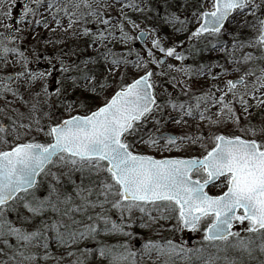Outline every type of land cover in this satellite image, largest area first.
Segmentation results:
<instances>
[{
	"label": "snow or ice",
	"instance_id": "1",
	"mask_svg": "<svg viewBox=\"0 0 264 264\" xmlns=\"http://www.w3.org/2000/svg\"><path fill=\"white\" fill-rule=\"evenodd\" d=\"M17 3L18 0H0V26L5 30L0 32V61L5 68L11 64L20 69L0 77V95L17 96L19 89L12 87L14 82L24 81L29 88L40 82L45 96H55L54 103L71 112L77 105L85 104L70 99L69 88L75 91L81 81H91L85 84V90L102 95L116 76L119 82L114 94L105 96L101 106L85 115H70L49 124L46 130L36 120V131L44 132L50 142L33 139L11 144L3 139L7 149L0 150V264H62L68 257H74L71 264H89L94 255L101 264H139L138 253L127 242L106 244L99 239L101 235L131 237L126 229L133 224H126L125 220L132 221L134 212L141 214L140 227L173 219L178 231H197L206 225L204 240L209 242L208 248L193 250L171 240L164 244L149 240L139 253L141 259H151L154 253L158 259L166 258L163 264H171L174 255L182 254L188 264H218L221 260L223 264H244L243 254L255 258V241L241 239L232 228L234 222L245 221L246 231L257 235L261 241L259 252L264 254V111L260 113L261 123L254 124L250 119L252 108L264 110V0H198L191 19L186 14L181 18L174 11L167 13L164 23L176 32L186 31L195 21L198 27L191 31L189 43L207 39L205 47L210 44V50L222 53L225 60L224 64H200L196 69L168 64V71L163 70L167 61L157 60L152 49L147 50L148 60L138 51L135 60L128 59L131 48L126 54L112 50L116 43L146 41L154 34V29H142L128 15V10L141 15L145 9L152 11L150 0H26L18 18L12 12ZM111 10H117L119 16L112 17ZM65 19L67 26L63 24ZM125 22L133 30L139 29L138 35H131ZM53 23L55 28H51ZM90 24L96 26L95 31ZM41 26L52 32L63 29L65 34L88 37L90 45L98 46L95 55L79 63H66L59 56L54 63L52 56H45L50 68L32 69L33 60L16 41L23 42L26 32ZM224 36L230 39L224 40ZM151 43L167 57L188 59L176 46L165 47L158 35ZM188 51L193 52L194 48ZM32 53L38 61L40 53L35 48ZM101 61L107 71L97 75L95 68L89 66ZM150 64L161 67V71H153ZM129 65L142 74L125 82ZM57 66L60 78L54 92H50L48 78ZM213 67L219 68V73H213ZM173 70L188 77L210 75L213 81L233 73L237 76L224 79L223 87L213 83L208 91L191 100L181 101L169 94L161 102L154 77L170 75ZM171 82L173 88L184 83L176 76H171ZM213 108L217 111L213 112ZM185 117L207 121L208 135L201 131L198 135L177 137L160 131L169 122L186 123ZM227 123L234 126L233 133L213 131ZM20 127L30 130V126ZM0 132H5L2 125ZM205 140L211 141L210 150ZM137 144L157 151H183L185 144H199L206 154L157 159L135 151ZM52 167H70L81 174L82 182L75 186V195L58 187L59 174L51 172ZM48 175L52 181L44 187L43 194H38L43 187L38 177ZM210 185L226 190L210 195L206 191ZM113 210L119 213V220L112 218ZM229 237H235L236 242ZM85 241L95 242V247L80 248ZM53 243L57 249H66L67 255H54ZM213 248L215 251L210 250ZM229 249L240 251L241 258L229 257Z\"/></svg>",
	"mask_w": 264,
	"mask_h": 264
},
{
	"label": "rangeland",
	"instance_id": "2",
	"mask_svg": "<svg viewBox=\"0 0 264 264\" xmlns=\"http://www.w3.org/2000/svg\"><path fill=\"white\" fill-rule=\"evenodd\" d=\"M22 2H26V0H18V3L12 8L13 16L18 18V14L22 7ZM140 2V0H137ZM198 3V0H150V7L152 11H148L145 9V13L141 15L140 13L133 12L128 10V15L135 20L140 27L145 30H155L153 35L148 36L145 44H140L137 41L129 42L128 45H124L121 43H116L112 46V50L117 54H126L128 49L131 48L133 50L132 55L128 56V59L135 60V53L140 52L141 56L144 60H148L147 50L152 49L155 58L159 60L165 54L159 52L157 49L152 47V39L155 36H159L161 38L162 44L165 47H177V51L183 53L188 51L189 48H194L193 54L196 53L199 55L198 59L193 61H179L174 57H170L167 60V63L163 66L164 71H168L167 65L172 64L174 67L178 68L181 65L187 67L191 66L193 69L199 67L201 63H205L207 65H215L217 61L220 64H224V56L222 53L218 51L210 50V44L208 47H205V44L208 43V40L197 41L192 40L190 43L188 41V37L191 35V31H194L198 24L193 21L188 28L184 32H176L170 25L164 23L163 17L170 12H176L178 15H181V18L186 14L189 19H191V12L194 11V5ZM7 7V4L5 5ZM208 5H205L207 7ZM119 7V6H117ZM43 12L44 10L41 9ZM154 12V13H152ZM45 15H48L45 13ZM111 15L114 18L119 16L117 10H111ZM63 24L67 26V20L63 21ZM95 31V25H88ZM229 27V30H233L230 25H226ZM55 24H51V28H55ZM126 30L131 35H137L139 33V29L133 30L131 25L125 22ZM5 31L2 26H0V32ZM7 34V33H5ZM25 40L23 42L17 40L16 44L20 45L22 50H26L30 59L33 60L30 67L32 69L37 70H45L50 68L48 62L44 59L45 56H52L54 58V63L56 57H60L65 60L66 63L77 62L79 63L82 60H87L89 57L95 55V50L98 47L97 45H90V39L88 37H77L73 35L72 32L64 33L63 29H57L56 32H52L49 29H45L42 26L35 28L34 31L25 33ZM35 37V38H34ZM224 40H229L228 36L223 37ZM35 48L40 53V59L37 61L33 56L32 49ZM202 48L204 50L202 51ZM196 52V53H195ZM74 53V54H73ZM14 58L9 57V60L12 61ZM100 71L98 70L97 75H102L106 73V68L103 66V61L99 63ZM83 67V65H81ZM89 67H94L90 65ZM229 70L231 69V65L228 66ZM150 68L153 71L159 72L161 71V67H158L155 64H150ZM19 66H12L11 64L5 68L3 66V62L0 61V77L5 75L14 74L16 71H19ZM123 71V68L121 69ZM220 69L213 67V73H219ZM142 73L137 72L131 65H129L128 70L125 75V82H131L132 79L138 77ZM171 76H176L178 81H184V83H178L175 88L172 86ZM237 74L233 73L227 77H222L220 81H213L210 75H193L191 77L185 76L182 73H176L174 70L170 75L160 77H154L156 83L159 85L157 87L156 92L159 100L163 102L169 94H172V97L178 98L181 101H188L194 95H200L203 92L208 91L211 88L213 83H220V86L223 87L224 79H235ZM60 78L59 66H57L56 70H53L52 76L48 78V87L50 92H54L56 87V80ZM119 82V76L115 77L114 81H111V86L104 91L102 95H95L94 93L85 90V84L91 83V81L84 82L81 81L80 88L75 91H72L69 88L70 99L83 101L85 107H77L75 110L69 112L66 111L63 106L59 103H54L57 100L55 96L49 98L45 96L41 92V83L38 82L32 87H28L24 81L14 82L12 84L13 88H18L19 93L17 96L13 97L11 94H7L6 96L0 95V125L5 127V132H0V150H6L7 145L3 143V139L6 138L7 141L11 144L18 142H28L35 139L36 142L39 143H47L50 142L49 138L44 134V132H37L36 128L38 125L36 124V120H39V126L47 129L49 124H54L58 120L67 119L70 115H85L87 112L85 111L89 105L91 99H97L98 101L95 103V106H101L104 103V97H110L114 94L117 89V85ZM185 84L188 87H185ZM214 91V89H213ZM37 93H41L37 96ZM184 93H187L185 95ZM219 95V93H217ZM187 97H190L189 99ZM59 99H63L60 97ZM231 99V97H229ZM10 102V103H9ZM194 103L195 101L192 100ZM251 103L255 104V101H251ZM33 105H36L35 109H33ZM168 111H171L170 109ZM213 112L217 111L216 108L212 109ZM239 105H237V112L239 113ZM261 111L260 109L252 108L251 112L253 115L250 117L252 123L259 124L261 123ZM172 115H178V113L173 112ZM186 123H166L160 131L172 134L177 137L182 135H198L201 131L205 135H208L207 121H200L198 118H187L185 117ZM12 121H16V124L13 125ZM242 123L244 122L243 116H241ZM23 124L25 126H30L21 128L20 125ZM149 127H152L149 125ZM213 131L222 132L224 134H230L235 131L234 126L231 123H227L225 125H221L218 129H213ZM17 133H19V139H17ZM239 134V133H237ZM161 144L164 142L161 141ZM205 144L208 145V149H211L212 143L209 140L204 141ZM135 151H138L142 154L155 156L157 159L166 158V157H179V158H188L190 156L196 155L201 156L206 154L204 149L200 147L199 144L194 146H188L185 144L183 151H176L173 149L172 151H157L156 149L149 148L143 144H137L135 147ZM51 172L59 174L60 183H68L72 186L73 195H75L74 189L76 185L81 184V174L79 172L71 171L70 167L57 168L52 167ZM68 173V174H65ZM84 184L87 185L89 182L88 174H84ZM103 175V174H101ZM95 178V177H93ZM43 187H41L40 192L38 194H43L44 187L52 181L51 175L41 176L38 179ZM220 183V182H217ZM226 188L210 186L206 189V191L210 195H220ZM86 194V193H85ZM94 198V197H93ZM95 211H99L96 209ZM141 214L139 212H134V219L132 221L125 220V223H132L133 227L126 229L127 231L132 233L131 237H125L120 235H111V236H103L99 237L106 244H117L127 242L131 249L138 253L136 259L139 261V264H163L165 257H160L159 259L153 253L151 259L145 256L141 259L139 253L143 248V245L147 243L149 240L153 242H158L160 244L166 243L168 240H171L174 244L178 246H183L187 249H199L209 247L207 244L209 242L204 240V231L203 228L206 225H201V227L197 231H178L175 230L176 221L173 220H158L155 223H148L146 227H140L139 216ZM153 216L156 213H152ZM111 216L115 220H119V213L115 210L111 212ZM14 219V217H12ZM248 228V223L245 221L243 224L239 222H234L232 231L239 232L241 239H249V232L246 231ZM252 234V233H251ZM235 238V237H231ZM230 238V239H231ZM95 242L85 241L81 245L80 248L84 247H95ZM221 244V243H220ZM223 244V242H222ZM51 251L54 255H67L66 249H57L55 243L51 245ZM0 259H3L0 256ZM74 257H68L62 264H71V260ZM43 264V262H41ZM48 264H54L53 261H49ZM91 264H101V262L94 255L92 257ZM171 264H188L186 258L183 257L182 254L174 255L171 258ZM198 264V262H196ZM218 264H223V261H219Z\"/></svg>",
	"mask_w": 264,
	"mask_h": 264
},
{
	"label": "trees",
	"instance_id": "3",
	"mask_svg": "<svg viewBox=\"0 0 264 264\" xmlns=\"http://www.w3.org/2000/svg\"><path fill=\"white\" fill-rule=\"evenodd\" d=\"M152 13H154V12H152ZM204 50V48H202V51ZM194 52V51H193ZM193 52H189V51H185V52H183L184 54H185V56H187L188 57V59H186V60H184V61H193V62H195V60L196 59H198L199 57V55L196 53V55H194L193 54ZM201 64H205V63H201ZM100 65L98 64V65H96V66H94V68H95V72H97L98 70L100 71ZM97 74V73H96ZM188 99L190 98V97H187ZM98 100L97 99H91V101L89 102V105H88V107L86 108V112H88L89 110H95V108H96V106H95V103L97 102ZM58 187L62 190V191H64V192H67V193H70V194H73V192H72V186H70L68 183H61V184H59L58 185ZM249 234V239H252V240H254L255 241V250H254V252H253V256L255 257L254 259L253 258H249L248 256H247V254H243V260H244V264H260V261H262V260H264V254H261L260 252H259V244H260V239L257 237V235L256 234H251V233H248ZM231 242H233V243H235L236 242V238H231V239H229ZM245 240H247V239H245ZM216 243H218V244H220L221 243V245H222V242H216ZM95 244V243H94ZM208 246H209V243L207 244ZM205 248H208V247H205ZM211 251H215V249L213 248V249H210ZM228 255H229V257H231V258H236V259H239V258H241V252L240 251H236V250H232V249H229V251H228V253H227ZM221 255L223 256L224 255V253H221ZM91 262H92V258L89 260V264H91Z\"/></svg>",
	"mask_w": 264,
	"mask_h": 264
},
{
	"label": "water",
	"instance_id": "4",
	"mask_svg": "<svg viewBox=\"0 0 264 264\" xmlns=\"http://www.w3.org/2000/svg\"><path fill=\"white\" fill-rule=\"evenodd\" d=\"M138 35V34H137ZM138 42L140 43V44H144L145 43V41L144 40H138ZM161 59H164V60H166L167 58L166 57H164V58H161ZM211 186V185H210ZM185 231H190V230H187V229H185Z\"/></svg>",
	"mask_w": 264,
	"mask_h": 264
}]
</instances>
